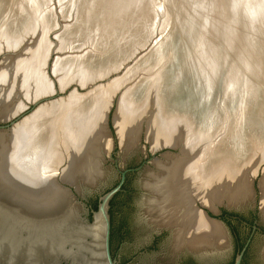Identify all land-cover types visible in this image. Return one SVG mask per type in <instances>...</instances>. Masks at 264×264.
Segmentation results:
<instances>
[{"label": "bare ground", "instance_id": "6f19581e", "mask_svg": "<svg viewBox=\"0 0 264 264\" xmlns=\"http://www.w3.org/2000/svg\"><path fill=\"white\" fill-rule=\"evenodd\" d=\"M90 1L87 2V6H85L83 1V7H85L84 9L82 8L83 10L81 9L80 13L77 14V17L75 18L76 25L73 26L74 28L70 31L65 30V35L62 34L69 42L71 40V42H80L79 40L85 37L86 32L89 35L95 33L92 31L95 28L94 26L98 27V23L96 24L95 19L100 15L94 18L95 21L92 20V14L94 13L92 10L94 9L91 10V6L93 5L92 3L94 0L93 2ZM105 1H107V3L105 2L107 4V8L105 7L107 9H105L106 11H110L112 8L115 10V13L110 12L113 13V16L112 14L110 15L112 18L105 17L108 19V21L105 19V23L109 24V26L112 24V27L114 25L116 26V22L118 23L120 20L124 21L123 19L126 20V16L132 14V9L138 10L142 7V0ZM201 1L203 3L205 2L201 5L202 7L199 6L202 14L200 15L203 16L201 20L203 21V24H200V29L197 31H195L194 25L190 26L193 30L192 28H187L188 31H184L188 59L190 57L189 54L191 53L190 45L193 47L194 40L197 41H195L196 43L194 42L196 50L200 51L202 55L205 54V51L208 48V44H205V32H208L207 30L209 28H205V25L209 26L208 23H210V20L207 19V23H205L204 18L206 12L205 4H207V2L209 6L207 7V11H212L215 14L212 16V19L210 18L211 22H214V20H217V22L219 21L217 16L224 13V11L222 12L224 8L230 10H228V14L234 12L237 16L238 13H235V11L237 12V9H239L241 5L244 6L245 15L250 17L248 20L249 24L247 23V27L248 25L250 26L248 31L249 34L247 32L244 33V40H241L245 43L246 49H255L254 44L256 42L258 43L259 39H264L260 36V34L263 35L262 32L264 31L260 29L264 25L259 29L261 32H254L252 30L253 25L256 24V22H259L261 25L262 21H264V0H200L198 3H201ZM102 4H104V2ZM115 4L118 5L116 7L117 9L114 7ZM10 5L13 4L11 3ZM85 8H88V11L86 12H89L90 14V19L88 18L89 20L86 19L87 16L84 17L85 15H83ZM100 9L99 12H96V10L95 12L102 14L103 12L101 11L104 9L103 7ZM130 11L131 13H127ZM259 11L261 15L257 17ZM226 12L225 17L227 18ZM105 14L107 13L105 12ZM108 15L109 14H107V16ZM232 15L233 14H229L231 18L229 16L228 18L232 19ZM223 16L224 15L221 16L219 24L220 27L223 28L222 30H224V34H230V37L233 40L235 38V40H237V35L235 36L232 33L233 31L235 33L237 30L235 27L236 16L231 20V23L229 19H226ZM100 20L102 21V19ZM125 22L128 23L130 21ZM144 24H137V29L131 34V36L135 38L134 41H137L138 43L144 37V35H141L144 29H146ZM120 26L117 24L116 27H119L120 29ZM123 27H125V25H123ZM121 29L123 30V28ZM110 31L108 32L110 33ZM128 32L129 31H127V33ZM258 32L261 38H258ZM120 34L121 33H119L118 38H120ZM95 35L100 36L98 32ZM131 36L126 37L125 32L122 33V39L119 40H122V44L116 45L115 50L113 51L118 53L121 52L122 54L126 51L128 52L131 45L129 42ZM238 36H240V34H238ZM103 40L102 42L96 40L99 41L98 44L94 43L97 44L96 47L100 50H102V48L103 50H108L107 48L110 50L112 46H115L113 45L115 44L114 42L112 45H109L108 43L110 42L107 43ZM61 41L64 42L62 39ZM260 41L264 43V40ZM107 45L109 46L107 47ZM262 45L264 44L261 43L260 47L257 46L259 48L256 47L257 50L250 51L256 54V56L259 55L260 58L262 57L260 63L264 62V46ZM32 50L31 53H29L30 51H26L29 55L23 66H30L33 68L34 65L39 64L42 61L48 63V61L45 60L47 57H45L42 45L37 49V55ZM117 56L120 55L117 54ZM245 56H248V53H245ZM256 56L252 57L254 63L259 60L258 58L255 59ZM87 59L89 60L90 58L87 57ZM248 59L249 58L246 60ZM72 60L73 59L67 61L56 60L57 62L54 63L56 64L54 71H57L58 68L61 69L65 64H68L73 68L80 67L83 68L84 71L82 79L88 81L92 77H99L98 75L101 76L102 74L109 72L108 69L111 70L115 67L113 66L115 63H113L112 60L115 61L117 58L111 54V56L109 55L105 59H100L102 60L100 62L98 60V63L94 62V59H91L93 64L91 61L88 63L85 61L79 64L80 61L77 62V59ZM199 63L201 64L202 61ZM54 64L53 67L55 66ZM189 67L190 66L187 68ZM187 68H183L182 71ZM262 70L263 67L261 64V66H257L256 69H252L251 72L258 73ZM2 73L0 72V75H2ZM46 75L50 81H53L47 73ZM23 78L25 77L23 76ZM224 80H226V78ZM186 87H188V85H186ZM251 87L254 88L253 84ZM133 89L129 90L127 94L123 95L119 101H117L118 105L116 103L117 107L112 118L115 136H117L116 132L118 134L116 139L118 138L119 142L121 141L124 153L128 154L137 149L140 134H144V139L149 144L151 152L163 147L176 148L179 151L176 155H164L162 158L151 162L152 168H145L146 170L143 173L140 183L141 190L144 194L141 200L142 225L145 226V230L150 232L162 229H166L170 232V239L168 240L167 245V252L170 260H174L184 249L195 253H203L205 251V257L214 256V253H224L226 248L228 249V239L224 228L218 222L207 218L206 215L204 217L203 214L195 208V204L198 202L200 205L211 211L221 205L230 208H240L245 205L253 204L254 194L252 190V181L255 178L257 171V162L255 160L257 157V160L259 161H263L264 159V143L260 144L261 141L264 140V125H260L263 124L264 119H258L257 113L259 109L264 108V103L261 105L262 108L260 107L258 110L256 109L255 119L252 123H249L245 118L243 119L240 112L244 108L242 105H244V103H250L254 98H250L251 94L249 95V93L251 92H247L249 95L247 98H241L242 95L239 96L242 105H239V107L236 108V112L233 113V115L235 114V120L236 117H238V125L235 124L232 129L233 132L230 135L225 136L226 138H232L233 140L224 141L225 144L223 142L222 148L217 151L218 156L220 157L217 161H210L207 158L205 159V156L207 155V151L205 152V125L197 127L191 124L187 115L180 112V104L178 102H175L176 106L174 108L171 107L172 110H170L173 112L163 113V105H161V101L158 100L159 107H157V110L153 113L147 114L145 112L146 109L144 104L138 107H135L132 104L133 101L131 95H133ZM190 90H192V87ZM112 94L113 90L110 88L92 93L88 96H76L72 98L69 105L62 110L59 108L53 113L39 110L31 117L25 119L22 124L17 125L21 120L15 123L13 127L6 131L8 132L7 136L5 133H1L0 206L31 219H35L36 217H38V219L42 218L41 213L48 210L47 206L52 204H59V207H57L56 210H64L63 212H66L67 215L68 213L73 212L72 208L65 203V196L60 189L58 179L76 190L85 186L93 188L105 179V173L102 171L101 167V159L109 147V139L111 141L110 150L112 148V140L106 126L108 113L114 105V101H112L114 94ZM238 95H240V93ZM253 95L257 96L255 92ZM1 98L2 96L0 95V99ZM34 103L29 104L26 108ZM10 108L0 107L1 119H7L19 111L16 107L14 109ZM245 110L243 109V111ZM165 114L171 115L170 117H166ZM144 117L147 119L146 125L141 128V123L144 121ZM245 125L249 127L248 133H245V130H243V126ZM108 136L109 139L107 140ZM253 142L255 145H253ZM231 148H235L233 153L234 157L229 155L231 152L229 149ZM239 154H241V159L237 157ZM243 155L244 157H247L248 155L247 160L252 158L254 160L247 161L242 158ZM235 158L238 160L236 161ZM56 175H59L58 179L56 178ZM258 189L260 194L258 208L260 218L262 217L264 221V174L259 180ZM56 215H58L57 212L54 213V216ZM262 257L264 259V248L262 251Z\"/></svg>", "mask_w": 264, "mask_h": 264}, {"label": "rangeland", "instance_id": "374dc122", "mask_svg": "<svg viewBox=\"0 0 264 264\" xmlns=\"http://www.w3.org/2000/svg\"><path fill=\"white\" fill-rule=\"evenodd\" d=\"M83 1L85 3V6H87V2H89L90 0H0V72H3L2 75H0V95L2 96V98L0 99V107H11L10 109H14L16 107V109H19L18 112L7 119L0 118V124L4 123L3 121L10 120L18 114L26 113V115H24L23 117L24 119L22 118L23 120L21 119V121L17 124L20 125L24 122L25 119L31 117L39 110L43 112L45 111L47 113H53L59 108H61V110L65 108L72 101V98L76 96H88L92 93L110 88L113 90L114 94H112V101H114V105L112 109H110L108 115V118L110 120L113 118V114L116 110V103L118 105L117 101H119V99L123 95L127 94V92L133 88V95H131V99L133 101L132 104L135 107L144 104V107L146 109L145 112L147 114L153 113L157 110V107H159L158 100L164 101V89L166 87L167 80V74L165 70H167L172 63L171 61L173 60V48L175 46H179V44L186 43V40L184 39V31H188L187 28H192L190 26L194 25L195 31L200 29V24H203V21H201L203 16H201V8L199 6H201L205 2L203 3L201 1V3H198V1L200 0H142L141 9L135 10L130 8L132 9L131 11H133L132 14L127 15L126 20L123 19L124 21L120 20L118 23L116 22V26L117 24L118 26L122 25L120 26L121 28H123L122 30L121 28L119 29V27L117 28L115 25L112 27V24H110L109 26V24L105 23V19L110 17L111 14L113 16V13L110 12L115 13L114 8L110 9V11H106L107 1L100 0L102 3L104 2V4H102L99 0H94V2L93 0H91L90 2H93L91 10L94 9L92 10L94 11V13L92 14V20H94L96 16L100 15L99 17L100 19H102V21L99 19V17L95 19L96 24L98 23V27L94 26L95 31H92L95 33H91L92 35H89L86 32L85 37L79 40L80 42H71L72 40L69 42L63 35H65V30L70 31L72 28H74L73 26L76 25L75 18L77 17V14L80 13L81 9H84L85 7H83ZM11 3L13 5H10ZM117 6L118 5L115 4L114 7L116 8ZM102 7L104 10L106 9L105 12L109 14L108 16L107 14H105L104 10L101 11L103 12L102 14L96 13L99 12L101 10L100 8ZM207 7H209L208 2L207 4H205L206 12L204 17L205 23H207V19L210 20V23H208L209 26L205 25V28H209L207 30L208 32H205V44H208V48L205 51V54L202 55L200 51L196 50V40H194V42L196 41L195 43L193 42L194 45L192 44L193 47L190 45L191 53L189 54L190 57L188 56L189 59L187 58L188 66L190 67L187 68L186 71H182L181 73L182 75L187 73L188 76H191L193 79L191 80V82L184 81L183 83V81H181V87L183 94L187 93L186 95H188L189 92H192L194 89L192 87V90H190L191 86H189V83L191 85L192 82H195V85L200 87L199 89H197L198 93L200 91L205 93V95L200 93V95L197 94L195 96L197 100L200 99L201 101H199V111L197 112V114L199 115L196 116L198 124L196 123V125L197 127H199L200 125H205V152L207 151L205 159L207 158L210 161H217V159L219 158L217 151L218 149L222 148L223 142L226 140H233L232 138L229 139L225 136L230 135L233 132L232 129L235 124L238 125V117H236L235 120V114L233 115V113L236 112V109L231 112L228 109L230 106L229 104H231L230 101L239 93L240 95H238L237 98L241 99L242 97L247 98V96L249 97L250 94L253 95L255 92L257 96L250 95V98L254 99L248 104L244 103V105H242L244 108H242L246 110L243 111L242 109V111L240 112L243 119L245 118L249 123L253 122V120L255 119L256 111L261 107L262 103H264V96L261 92L262 90H264V62L260 63L262 57L260 58L259 55L256 56V54L250 52L252 50L254 51L255 49L257 50V48L260 47L261 43L264 44L262 41H260L264 39H259V44L257 42V44L255 43L256 45L254 44L255 49L251 50L250 48H245V43L241 40H244V33H248L249 31L250 26L248 25L247 27V23L249 22L248 20L250 17L245 15L246 13L243 5H241L239 9H237V12L235 11V13H238L237 16L236 14H234V12L229 13L230 15L233 14L232 19L236 16L235 27L237 28V30L235 33L234 31L232 33L235 36L237 35V40H235L236 38L233 40L230 37V34L225 35L224 30H222L223 28H221L219 24L221 16L224 15L223 17H225L226 11L227 18H225L229 19L231 23L232 19H230L231 16H229L228 14L229 9L224 8L222 10V12L224 11L222 15H216L219 20L218 22L217 20L211 22L212 16H214L215 14L212 11L208 12ZM86 11H88V8H85L83 15H85L84 17L87 16L86 19L89 20L90 14ZM131 11L127 13H131ZM259 15H261L260 11L258 12L257 17ZM112 16L110 18H112ZM228 16L230 18H228ZM106 21H108V19ZM125 21L130 22L126 23ZM104 23L106 26L104 25ZM139 23H141L142 25L145 23L144 26L146 27V29H144L143 33L141 34L144 35V37L138 43L137 41H134L135 38L132 37L131 34L135 32V29H137L136 25ZM262 23L260 25L259 22H256V24L253 25L252 30L254 32H261L260 30L264 31V26L262 27V25H264V21H262ZM123 25H125V27H123ZM260 27L262 28L260 29ZM98 29L101 31H99ZM108 31H110V33ZM127 31L129 32L127 33ZM97 32L98 34H100V36L95 35L97 34ZM124 32L126 37L131 36L129 39V42L131 44L129 45L131 48L129 47V51H126L122 54L121 52L118 53L113 50H115L116 45L122 44V40H119L122 39L121 35ZM259 32L258 38H261L260 36L264 38V32H262L263 35L260 34V36ZM119 33H121L120 38H118ZM238 34H240V36H238ZM61 39L64 42H62ZM96 40H99L101 42L103 40L107 43L110 42L108 43L109 45H112L114 42L115 44L113 45L115 46H112L110 50L109 48H107L108 50H103V48L102 50H100L96 47L99 42ZM42 41L44 45L42 44ZM41 45L43 47V51L45 52V57H49L48 59H45L49 62L48 73L47 63L45 62V64L43 61L39 64L34 65L33 68H31L30 66H23L27 56L29 55V53H31L32 48V51H34L37 55V49H39ZM109 45H107V47ZM26 51L30 52L27 53ZM52 51L53 54L51 57ZM245 53H248V56H245ZM111 54L117 58V60L115 61L112 60L113 63H115L113 65L115 67L111 70L108 69L109 72H107L106 74H102L101 76L98 75L99 77H92L88 81L82 79L84 71L83 68L80 67L73 68L70 65L65 64V66L61 67V69L58 68L57 71H54L56 67V64L54 63L57 62L56 60L67 61L71 59H77V62L80 61V64L81 62L85 61H87L88 63L91 61V59H94L93 61L98 63V60L100 62L102 61L100 59H105L107 58V56H111ZM117 54L120 56H117ZM254 55L256 56L255 59H259V62H253L252 57H255ZM87 57L90 59L88 60ZM246 57L249 58V63L248 60H246ZM93 61H91L92 64ZM201 61L202 63L200 64L199 62ZM116 62L118 65L116 64ZM53 64L55 65L54 67ZM261 64L263 67V70L261 71L262 73L251 72L252 69H256L257 66H261ZM46 73L53 81H50L47 78ZM23 76L25 78H23ZM225 78L226 80H224ZM218 83L220 84V87L217 89ZM252 84L254 88L251 87ZM186 85H188V87H186ZM75 88L78 89L77 92L75 91ZM251 89H253L254 91ZM184 90L186 91V93ZM55 91L59 93V97L55 96ZM247 92L251 93H249L248 95ZM239 96H241V98ZM48 97L54 98L51 101L43 102V104L41 103V105L35 107L31 111L29 110V108H26L29 104ZM207 98L212 99L213 102L211 103V100L209 99V104L207 107H204V109L202 105H205V101L207 100ZM163 110L162 112L166 113V111ZM201 111H204L205 115ZM257 113L258 119H264V108L259 109ZM165 115L166 117H170L171 114ZM146 120V117H144V121H142L141 123V128L145 127ZM260 125H264V121L263 124ZM1 133H5V135L7 136L8 132L5 131L0 132V134ZM112 134L115 139L116 137H118L117 132V136H115L114 130H112ZM108 139L109 136L107 140ZM262 143H264V140L261 141L260 144ZM253 145H255L254 142ZM110 147L111 141L109 139V147L103 154L101 159V167L102 171L105 173V179L93 188L87 186L82 187L83 190H86L88 194V202L86 204V207H88L92 202H96L97 188L102 192H105L112 188L117 182L116 174L113 170L111 162L108 159V156L111 153H115L113 158L118 162L119 167L127 168L130 165L138 164L140 161L145 160V158L143 157L148 153L147 148L149 147V144L145 141L144 134H140L137 149H135L133 152H130L128 154L124 153V150L121 146V141L119 142L118 138L116 139L115 144L116 149L113 150V148H111L110 150ZM178 152L179 151H177V154ZM257 159L255 160L257 162L256 176L252 181L256 189L258 187L259 180L262 177L261 175L264 171V159L263 161H259ZM245 160H247V158ZM249 160L253 161L254 159H248L247 161ZM147 167L148 168L146 169L152 168V163ZM146 169H144V171ZM144 171L141 174L136 175L135 177H132L130 179L129 188L135 191V195L131 198V200L126 199L123 195H119L114 199L113 202L112 221L116 235L120 230L123 229L124 224L127 221L130 224L132 233L135 234L134 244L125 249L124 252H122V258H126L141 247L149 245L151 241H153L154 236L159 234L158 232H150L145 230V226L142 225L143 218L141 212V200L143 192L141 190L140 183ZM58 177L59 175H56L57 179ZM82 188H78L77 190L79 191V189ZM256 192L257 197L255 198L256 200H253V204L240 207L238 212H240L245 217H248L250 211H254L253 209H255V212L258 215L259 224L264 227V221L262 217L260 218V213L257 210L260 194L258 195V190H256ZM221 207L226 206H219V208ZM243 234L244 231L241 229L240 235ZM166 235L167 236L164 237V239H162L161 241L160 253H151L144 257H140L136 261V264H165V262H167L169 258L168 254H165V252L167 251L170 234ZM254 248V250L258 254V258L250 262V264H264V262H261L263 258L262 250L264 248V239H256ZM231 256L232 248H226V250L224 251L223 259L226 261ZM218 257L219 256H215V258L219 259Z\"/></svg>", "mask_w": 264, "mask_h": 264}, {"label": "water", "instance_id": "95a60500", "mask_svg": "<svg viewBox=\"0 0 264 264\" xmlns=\"http://www.w3.org/2000/svg\"><path fill=\"white\" fill-rule=\"evenodd\" d=\"M186 49L185 43L179 44V46L173 48L171 66L165 70L167 80L164 89V101L161 100V105H163V109L166 113H171L173 112L171 111V107L174 108L176 106L175 102H178L180 104V112L185 113L191 124L197 126L196 123L198 121L196 120V116L199 115L197 112L199 111V103L201 101L200 99L197 100L195 96L200 93L205 95V93L201 91L198 93L197 89L200 87L192 82L191 85L190 83L189 85L194 88L193 91L189 92L188 95L183 94L181 81L191 82L193 79L191 76L189 77L187 73L184 75L181 73L182 69L185 67L187 68L188 65V54ZM52 54L53 51L51 52V57ZM48 67L49 62L47 63V73ZM184 71H186V69ZM219 85L218 83L217 89L220 87ZM75 89L78 91L77 88ZM261 92L264 96V90ZM55 96L59 97L57 91H55ZM237 96L238 95L230 101L231 104H229L230 106L228 108L230 112L238 108L239 105H242V102L240 103L241 99L237 98ZM53 98L54 97L41 99L28 108L31 111L41 103L51 101ZM209 99L210 98H207L205 105L201 103L203 108L208 106L210 100L211 103L213 102L212 99ZM202 113H204V111ZM24 115H26V113H21L11 118V120L4 121V123L0 124V131H8L15 123L21 120ZM110 124L112 129L110 128ZM106 126L114 150L116 149V139L112 134V130H114L112 119L110 120L107 117ZM248 129V126H243L245 133H248ZM147 149L148 153L143 157L145 160L142 161L141 165L137 168L131 170L119 167L118 162L113 158L115 153H111L108 156L117 177V184L105 192H102L98 188L96 190L95 188L97 191V204L95 210H93L90 205L86 207L88 202L86 190L82 188L78 191L61 182L60 179V189L65 196V203L73 210V212L68 213V215L66 212H63L64 210H56L59 204L48 205V210L41 213L42 218L40 219H38V217L31 219L0 206V264H120L114 260L110 254L111 201L117 194L122 192V186L128 173L139 175L152 161L160 159L164 155H176L178 151L176 148L171 147H163L153 152L150 151L149 147ZM234 149L235 148L229 149L231 150L229 154L231 157H234ZM240 156L241 154L237 155L239 159H241ZM247 157H245V159ZM242 158H244V155ZM235 160L237 161L238 159L235 158ZM263 174L264 171L262 175ZM252 190L254 200H256V190L259 189L258 187L257 189L254 187L253 182ZM142 196H144L143 193ZM223 208L229 211H239V207L230 208L226 206ZM253 210L255 211V209ZM257 210L259 212V208ZM54 211L57 212L58 215L54 216ZM205 215L210 220L218 222L224 228L228 236L227 229L217 219L220 215L219 206L213 211L205 208ZM254 230L255 228H253V231ZM160 231L161 230L154 232ZM243 252L244 250L235 257L233 264H240Z\"/></svg>", "mask_w": 264, "mask_h": 264}, {"label": "flooded vegetation", "instance_id": "af4514ba", "mask_svg": "<svg viewBox=\"0 0 264 264\" xmlns=\"http://www.w3.org/2000/svg\"><path fill=\"white\" fill-rule=\"evenodd\" d=\"M144 161V160H143ZM140 161L138 164H133L127 167V169H135L141 165ZM136 174L128 173L125 177L124 184L122 186V192L117 194L123 195L126 199L131 200L135 195V191L129 188V182L132 177ZM117 182L115 183V185ZM142 189V188H141ZM137 192V191H136ZM116 196V197H117ZM110 203V219H111V234H110V254L111 257L120 264H134L140 257H144L151 253H160L161 241L166 237V234L170 232L166 229H162L159 234L154 236L153 241L149 245L141 247L136 252L132 253L126 258H122L121 254L125 249L129 248L134 244L135 234L130 229L129 222H125L124 227L120 230L117 235L116 232L112 236L113 221H112V209L114 199ZM195 208L203 214L205 217V207L196 202ZM220 215L217 219L224 225L228 232V248H232V256L228 260L223 259L224 253H214V256L205 257V251L203 253H195L184 249L178 254L174 260H169L165 264H233L235 257L240 254L243 250V255L240 264H250L258 258V254L254 250L255 241L258 238L264 239V227L259 224L258 215L255 211H250L249 216L245 217L238 211H229L225 208H219ZM253 228L255 230L253 231ZM244 231L243 235H240V230ZM162 232V233H161ZM227 234V233H226ZM170 239V236H169ZM263 251V250H262ZM163 254V253H162ZM165 254H168L166 251ZM216 254V255H215ZM169 256V255H168ZM215 256H219L215 258ZM209 258V259H208ZM264 259L262 258V261Z\"/></svg>", "mask_w": 264, "mask_h": 264}, {"label": "trees", "instance_id": "16d2710c", "mask_svg": "<svg viewBox=\"0 0 264 264\" xmlns=\"http://www.w3.org/2000/svg\"><path fill=\"white\" fill-rule=\"evenodd\" d=\"M117 196V195H116ZM115 196V197H116ZM96 204H97V201L96 202H92L91 204H90V206H91V208L93 209V210H95L96 209ZM114 233H115V229L113 228L112 229V236L114 235Z\"/></svg>", "mask_w": 264, "mask_h": 264}]
</instances>
